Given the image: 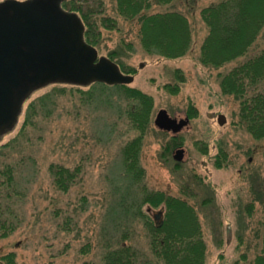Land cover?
<instances>
[{
	"label": "rangeland",
	"instance_id": "1",
	"mask_svg": "<svg viewBox=\"0 0 264 264\" xmlns=\"http://www.w3.org/2000/svg\"><path fill=\"white\" fill-rule=\"evenodd\" d=\"M218 1L174 0L151 6L147 14L169 10L183 13L191 28L189 52L164 58L144 51L137 20L119 16L115 0H76L82 10L93 12L89 14L99 32L98 55L133 76L129 87L150 96V120L142 132L131 129L122 96L115 91L100 92L91 84L54 82L33 90L23 102L15 126L0 134V145L17 136L28 104L41 95H51L48 104H53L47 107L48 112L30 120L5 159L17 167L14 189L20 195L11 190L6 201L9 209L4 215L15 228L0 238V264L99 263L103 244H111L121 232L147 254L146 227L131 214H121L117 205L122 196L132 193L125 194L128 185L139 193L143 187L179 198L184 197L182 193L187 195L201 226L204 264H253L261 252L264 229V138H253L238 123V102L224 95L219 84L220 74L244 57L221 68L199 61L200 46L208 31L200 11ZM101 17L115 19V28L103 27ZM261 50L264 27L249 54ZM77 88L90 90L92 98L85 100L86 95ZM123 103L121 112L116 107L123 108ZM160 109L173 118L187 117L188 125L176 134L158 129L154 118ZM192 112L194 116H190ZM219 114L225 117L222 125L217 122ZM137 132L142 138L139 150L144 176L139 183L127 185L119 177V150ZM178 149H183L181 161L173 158ZM218 150L225 153L221 167L215 164ZM50 163L79 168L66 191L53 184L48 173ZM1 189L0 199L4 195ZM205 199L209 202L203 203ZM131 200L130 195L127 202ZM250 202L253 207L248 211ZM141 209L152 220L154 213L165 211L163 204H143ZM117 219H121L119 228Z\"/></svg>",
	"mask_w": 264,
	"mask_h": 264
},
{
	"label": "trees",
	"instance_id": "2",
	"mask_svg": "<svg viewBox=\"0 0 264 264\" xmlns=\"http://www.w3.org/2000/svg\"><path fill=\"white\" fill-rule=\"evenodd\" d=\"M174 0H115V9L119 16L127 20L136 19L139 24L138 38L145 52L157 54L164 58H178L189 52L191 45V28L187 18L178 11H164L147 14L153 4L167 5ZM69 10L80 14L85 25L84 37L87 43L96 47L99 43V32L95 30L96 22L90 18L93 12L82 10L76 0L63 3ZM202 20L207 27V34L200 46L199 61L205 66L221 68L242 57L243 60L223 74H220V88L224 95L233 96L239 107L238 123L253 138H264V50L257 54H249L250 48L264 27V0H220L205 6L200 11ZM100 24L114 29L115 19L101 17ZM92 88H100V92H118L126 103V120L131 129L142 132L148 125L152 108L150 96L126 84L107 85L92 83ZM78 91H82L77 88ZM85 100L91 99L93 92L82 91ZM51 95L44 94L28 104L24 111V119L20 130L10 141L0 145V187L4 195L0 199V238L7 237L15 228L10 219L5 217L9 209L7 198L15 191L17 167L6 161L13 152L18 137L24 135L25 128L34 117H43L48 106L53 103ZM106 101H109L106 99ZM130 103V105H129ZM110 104V101H109ZM124 103L122 104V106ZM118 106V105H117ZM124 112L125 106L116 107ZM123 109V110H122ZM51 111V109H50ZM190 116H194L193 112ZM138 133V132H137ZM141 136L138 133L132 140L124 143L120 150L119 177L130 185L139 183L143 178L140 165ZM169 148V147H167ZM215 157L217 167L222 166L225 159L223 150H218ZM264 158V153H263ZM79 168L70 169L60 164L50 163L48 173L53 184L60 191H66L74 182ZM130 190L132 200L128 203L127 195L122 196L117 205L120 213L131 214L133 219L142 222L148 232V253L127 241V233L115 235L113 242L103 244L102 257L99 263L84 261L82 264H204L205 243L202 238L201 226L196 210L189 203L187 195L174 197L163 192L147 191L143 187L140 193ZM260 192V191H259ZM142 194V195H141ZM209 202L208 199L203 203ZM143 204L152 206L164 205L165 211L157 226L141 207ZM4 207V210L2 209ZM253 202L246 207L250 211ZM119 220L115 223L119 228ZM114 225V227H115ZM115 227V232L118 231ZM262 248L253 264H264V229Z\"/></svg>",
	"mask_w": 264,
	"mask_h": 264
},
{
	"label": "water",
	"instance_id": "3",
	"mask_svg": "<svg viewBox=\"0 0 264 264\" xmlns=\"http://www.w3.org/2000/svg\"><path fill=\"white\" fill-rule=\"evenodd\" d=\"M63 1L66 0L0 3V68L9 65L12 72L11 78L0 84V134L15 126L24 100L42 85L54 82L116 85L133 81V76L122 73L107 57L98 58L97 50L84 41L80 17L63 9ZM24 15L33 16L34 21L25 22ZM8 56L14 60L6 61ZM217 122L222 125L224 115L219 114ZM188 123L187 117H170L165 109H160L154 118L158 129L173 134ZM173 158L181 161L183 149L176 150ZM161 215V211L154 213L157 226Z\"/></svg>",
	"mask_w": 264,
	"mask_h": 264
},
{
	"label": "flooded vegetation",
	"instance_id": "4",
	"mask_svg": "<svg viewBox=\"0 0 264 264\" xmlns=\"http://www.w3.org/2000/svg\"><path fill=\"white\" fill-rule=\"evenodd\" d=\"M38 15L40 16L41 14L39 13ZM22 18H23V20L25 22L33 20V16L29 17L28 15H24ZM12 60H14L13 56H8L6 58V61H8V62L12 61ZM10 74H12V72L10 71V66L9 65H5L4 67L0 68V84H3V82H2L3 80L11 78Z\"/></svg>",
	"mask_w": 264,
	"mask_h": 264
}]
</instances>
